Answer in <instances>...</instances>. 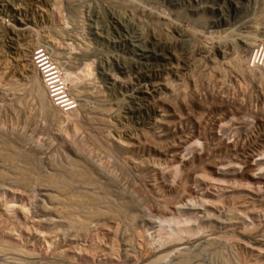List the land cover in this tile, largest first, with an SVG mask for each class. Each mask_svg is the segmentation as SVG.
<instances>
[{"label":"rangeland","instance_id":"rangeland-1","mask_svg":"<svg viewBox=\"0 0 264 264\" xmlns=\"http://www.w3.org/2000/svg\"><path fill=\"white\" fill-rule=\"evenodd\" d=\"M258 47L264 0H0V264H264ZM39 50L74 103L58 118ZM71 163L98 188L54 183ZM57 187L99 200L84 228Z\"/></svg>","mask_w":264,"mask_h":264},{"label":"bare ground","instance_id":"bare-ground-1","mask_svg":"<svg viewBox=\"0 0 264 264\" xmlns=\"http://www.w3.org/2000/svg\"><path fill=\"white\" fill-rule=\"evenodd\" d=\"M10 4V3H9ZM7 6V5H6ZM10 6V5H9ZM56 5H54V7H55ZM53 6H52V8H54ZM57 7V6H56ZM59 8V7H58ZM57 9V8H56ZM53 10H55V9H52V11ZM57 12V11H56ZM148 12V11H147ZM154 13V12H153ZM53 14H54V12H53ZM56 14H58V13H56ZM16 22V21H15ZM19 23H20V21H19ZM22 24H20V25H18L17 27H15L16 25H14L13 27L11 26H9L10 28L8 29V31L11 33V34H15V33H19V34H23V35H30L31 34V32L28 30V28H27V26H23V25H27V22L25 23V24H23V21L21 22ZM16 24H18V23H16ZM7 31V30H6ZM7 33V32H6ZM16 35V34H15ZM235 35V34H234ZM249 37V36H248ZM244 38H246V37H244ZM251 38V37H250ZM243 39V38H242ZM247 39V40H246ZM245 39V41L247 42V45L249 46V45H251V44H253V42L255 41V40H253L252 41V38H251V40H249L248 38H246ZM254 39V38H253ZM242 41V40H241ZM255 43V42H254ZM34 53V52H33ZM249 58V57H248ZM33 62V65L35 66V68H37L36 67V65L34 64V61H32ZM237 64H238V62H237ZM236 64V65H237ZM241 64V63H240ZM239 64V65H240ZM248 64V63H247ZM238 67V66H237ZM247 68V67H246ZM38 70V73L40 74V76H41V80H42V85H43V87L45 88V90H46V92H47V95H48V98L51 100V103H52V106H51V109H50V111H48L49 113H50V115H51V117H54V118H58V117H61L63 114H62V112H59V111H57V107L60 109V110H62L63 112H66V111H68V110H66V111H64L63 110V108H60L61 106H59L60 104H58V102L59 101H61L62 99H60V100H57V99H59V98H54V96H50L51 94V91L49 90V88H47L46 87V83H45V79H43L44 77L42 76V74L40 73V70L39 69H37ZM51 76V75H50ZM15 83L13 82V81H11L10 82V85H14ZM16 88V87H15ZM38 94L40 95V96H42V98L44 97V95H43V92H41V91H39L38 92ZM38 96V95H37ZM56 96H58V95H56ZM61 97V96H60ZM38 99H40L41 100V97L39 98L38 97ZM71 99V98H70ZM72 100V99H71ZM63 102V101H62ZM58 104V105H57ZM49 106V105H48ZM56 106V107H55ZM73 109V108H72ZM71 109V110H72ZM2 141V140H1ZM2 143L4 144L5 142H3L2 141ZM1 143V144H2ZM2 144V145H3ZM6 146H9V143H8V145H5V146H2L0 149V154H2V152H3V154H7V155H4V156H7L8 158V160L9 159H11V160H14L15 158H17V154H15V155H17L16 157H15V155L13 154V148L11 149L10 147V149L11 150H9L8 149V151L6 150L8 147H6ZM7 152H6V151ZM9 151H12V153L11 152H9ZM2 154V155H3ZM31 157V156H30ZM29 158V157H28ZM27 158V159H28ZM32 158V157H31ZM31 158H29L30 160H31ZM6 159V160H7ZM7 160V161H8ZM17 160V159H16ZM15 161V160H14ZM29 161V160H28ZM8 162H10V160L8 161ZM12 163H13V161H12ZM15 164V163H14ZM13 164V165H14ZM26 164H28V162L26 163ZM72 165H70V164H68V167L65 169V170H63V171H61V173L62 174H59L58 173V175L57 176H55L54 174V178H53V180L52 181H54V183H56L58 186H59V184H61V183H63L64 182V184H66L68 187H72L73 186V184L74 183H76V184H79V183H82L83 185L85 184V185H88V187L90 186L91 187V189H97L98 188V184H97V182L95 181V179L90 175V173L89 172H87V171H85V170H83L82 169V167H79V166H77L78 164H73V163H71ZM16 165H17V163H16ZM30 164H28V166H29ZM70 165V166H69ZM15 166V165H14ZM13 166V167H14ZM28 166H25L24 165V167H22V166H20V167H17V170L16 169H14L17 173H16V180H15V182H21V183H25V185H26V182H27V180L28 179H30L31 180V176H33V171L32 170H34V169H30ZM16 168V167H15ZM63 169V168H62ZM60 172V171H59ZM67 175H66V174ZM55 174H56V172H55ZM53 175H52V177H53ZM63 175H65L67 178H65ZM5 177V175H2V174H0V179H3ZM36 177V176H35ZM52 177H50L51 179H52ZM63 177L65 178V179H63ZM37 178V177H36ZM50 178H49V180H50ZM14 179H15V176H14ZM13 179V180H14ZM42 180H46L47 182H48V180L47 179H42ZM42 180H40L41 181V183L40 184H45V182L43 183L42 182ZM32 181V180H31ZM33 182V181H32ZM34 182H39V180L38 181H34ZM51 182V181H50ZM17 183V184H18ZM23 183V184H24ZM20 184V183H19ZM22 184V185H23ZM21 185V184H20ZM27 185H28V183H27ZM49 185H50V183H49ZM56 186V185H55ZM55 186H52V187H55ZM65 185H63V187H64ZM66 186V187H67ZM80 188H81V186H79ZM60 188H62V187H57V189H58V193L61 195L62 193H61V191H63V193H65V194H62V197L65 195V197H64V200L63 201H60V205H58V203H56L55 202V200H52V201H54L53 202V204H55L58 208H59V206H60V208H61V210H62V213L64 214V216L62 217V218H60V219H63V218H65L64 220L66 221V223H68V225L70 226H78V227H83L84 225H85V223H86V221L90 218V217H92L93 215H94V213H95V211H94V209H93V207H95L97 204H98V202L97 201H99L98 199H97V201H95L94 199H90L91 197H93V196H91L90 195V198H88L87 196H89V195H87V196H85V195H83L84 193H83V191H82V195H80L79 194V192L77 193V192H70V193H66L65 191L67 190H61ZM76 189V188H75ZM84 189V188H83ZM82 189V190H83ZM87 189H89V188H86L85 190H87ZM100 189L102 190V188L100 187ZM104 189V188H103ZM61 190V191H60ZM77 190H78V188H77ZM81 190V189H80ZM84 190V192H86ZM100 190V191H101ZM90 192H91V190H90ZM93 192H95V191H93ZM104 192V191H103ZM103 192H102V194H103ZM92 193V192H91ZM85 194H87V193H85ZM96 194V193H95ZM58 196V195H57ZM55 197V196H54ZM54 199V198H53ZM103 200V199H102ZM55 205H53V207L55 206ZM57 207H54V211H55V208H56V211H55V214H56V212L58 211V212H60L61 210H60V208H59V210H57L58 208ZM105 207V206H104ZM111 207V206H110ZM100 208H101V206H100ZM103 208V207H102ZM106 208V207H105ZM105 208H103V209H105ZM120 210V209H119ZM97 211H98V209L96 210V214H97ZM106 211V210H105ZM113 211V210H112ZM117 211V210H116ZM100 212H102V211H100ZM105 213V212H104ZM115 213H118L119 214V212H115ZM100 214H103V212L102 213H100ZM110 214V213H109ZM108 214V215H109ZM112 214V213H111ZM57 215V214H56ZM95 216V215H94ZM99 216V215H98ZM97 216V217H98ZM104 216V215H103ZM114 217V216H113ZM58 218V217H57ZM91 219V218H90ZM64 220H61V221H64ZM54 221V220H53ZM64 221V222H65ZM66 223H64V224H66ZM61 224V223H60ZM63 225V224H62ZM67 226V225H66ZM70 226V227H71ZM84 228V227H83ZM76 229H78V228H76ZM83 230V229H82ZM13 251H15V248H12V246H9V244H7V243H2V244H0V253H3V252H9L10 253V255H13V254H11ZM19 251V250H18ZM15 253H18V252H15ZM20 253V252H19ZM24 253V252H23ZM22 254V253H21ZM20 254V255H21ZM106 254V253H105ZM5 255V254H4ZM4 255H2V256H4ZM9 255V254H8ZM11 257V256H10Z\"/></svg>","mask_w":264,"mask_h":264},{"label":"built area","instance_id":"built-area-1","mask_svg":"<svg viewBox=\"0 0 264 264\" xmlns=\"http://www.w3.org/2000/svg\"><path fill=\"white\" fill-rule=\"evenodd\" d=\"M33 61L37 69L40 70V73L44 77L43 79H45L46 87L49 88V90L51 91L50 96L51 97L54 96V98L55 97L59 98L57 100L62 99L61 101L58 102V104L61 103L59 105L61 106L60 108H63L64 111L66 110L69 111L72 108H74L73 101L64 92L60 78L57 75L56 68L48 60V58L45 57L43 52H41L40 50L35 51L33 55ZM247 65L251 69H255V68L264 69V48L258 47L257 49H255Z\"/></svg>","mask_w":264,"mask_h":264}]
</instances>
